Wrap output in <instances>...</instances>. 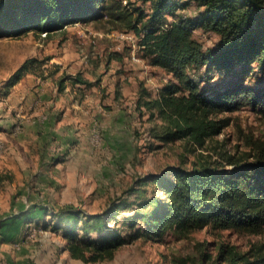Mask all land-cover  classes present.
Returning a JSON list of instances; mask_svg holds the SVG:
<instances>
[{"label": "rangeland", "instance_id": "1", "mask_svg": "<svg viewBox=\"0 0 264 264\" xmlns=\"http://www.w3.org/2000/svg\"><path fill=\"white\" fill-rule=\"evenodd\" d=\"M122 1L150 11L149 2ZM203 12L204 7L189 2L170 19L198 20ZM193 33L204 47L220 38L201 27ZM139 40L133 30L106 19L69 23L48 35L29 31L0 37V171L6 176L0 183V264H174V257L184 255L212 264L222 241L241 250L264 241V232L210 225L157 241L142 234V221L133 223L139 193L154 191L151 184L139 185L141 177L202 159H251L255 142L264 139V118L251 106L218 113L228 123L203 144L160 138L164 121L146 101L159 97L173 78L148 62ZM25 61L29 70L8 87ZM190 71L206 90L242 83L264 91V66L257 62L232 71ZM77 75L88 83L75 82ZM64 205L86 217L104 213L105 222L55 229L44 208L56 211ZM26 210L35 211L34 218L16 240L18 220L3 229L2 222ZM112 232L123 233L127 241L109 257L85 260L78 248L74 256L67 247L69 241L99 240ZM202 252L211 258L203 259Z\"/></svg>", "mask_w": 264, "mask_h": 264}, {"label": "trees", "instance_id": "2", "mask_svg": "<svg viewBox=\"0 0 264 264\" xmlns=\"http://www.w3.org/2000/svg\"><path fill=\"white\" fill-rule=\"evenodd\" d=\"M138 1L149 2L150 11L136 4H124L122 0H0V37L19 36L29 31L48 35L68 23L104 19L126 31L133 30L140 36L143 56L173 78L161 87L159 97L146 101L164 121L158 134L164 140L185 138L203 144L228 123V118H217L218 113L244 106H251L264 118V91L242 83L206 90L190 71L202 67L207 71H232L239 64L255 62L264 66V0ZM189 2L204 7L200 19H170L178 7ZM196 27L217 33L218 43L204 47L194 37ZM28 65L25 61L15 71L8 87L20 80L29 70ZM74 81L88 83L79 75ZM63 82L61 78L62 85ZM250 155L252 158L246 160L229 156V164L208 159L194 161L192 166L172 164L141 177L139 185L151 184L154 191L149 194L143 189L139 193L133 223L142 221V234L157 241H163L170 233L183 237L206 225L263 233L264 139L255 142ZM5 179L0 171V183ZM26 213L29 215L25 221H31L35 211L26 210ZM44 213L52 216L48 224L53 223L52 227L58 230L74 231L99 219L105 222L104 213L86 217L68 205L56 211L44 208ZM21 215L13 216V222ZM126 241L123 233L112 232L99 240L69 241L67 247L72 252L78 248V256L85 260H95L111 256ZM202 254L203 259L211 258L207 252ZM173 262L203 264L189 255L174 257ZM212 262L264 264V241L247 250L222 241Z\"/></svg>", "mask_w": 264, "mask_h": 264}, {"label": "crops", "instance_id": "3", "mask_svg": "<svg viewBox=\"0 0 264 264\" xmlns=\"http://www.w3.org/2000/svg\"><path fill=\"white\" fill-rule=\"evenodd\" d=\"M24 211V210H23ZM21 215V214H20ZM27 215H29V213H26L25 214V212L24 213H22V215H21V217L19 218H17V220H18V226H19V228H18V231L20 232L19 233V235L18 236H16L17 238H15L16 240H19V239H21L22 238V236H23V230H22V227H23V225L26 223V221H25V218L27 217ZM41 216V215H40ZM37 217H35V219H36ZM16 220V221H17ZM15 222V221H14ZM11 223H13V220H12V218H8V219H6L5 221H3L2 222V226H1V228L3 229V228H5V226L6 225H10ZM3 231V230H2ZM3 233V232H2ZM2 237H4V234H1V239H2Z\"/></svg>", "mask_w": 264, "mask_h": 264}, {"label": "built area", "instance_id": "4", "mask_svg": "<svg viewBox=\"0 0 264 264\" xmlns=\"http://www.w3.org/2000/svg\"><path fill=\"white\" fill-rule=\"evenodd\" d=\"M74 23H77V22H74ZM68 24H69V23H68ZM68 24H65L64 27H66ZM70 24H72V23H70ZM41 34H42V35H46V32H42ZM120 34H121L122 36H126V35H127L128 37H131V38H132V36H133V35H131V34H126L125 32H121Z\"/></svg>", "mask_w": 264, "mask_h": 264}]
</instances>
